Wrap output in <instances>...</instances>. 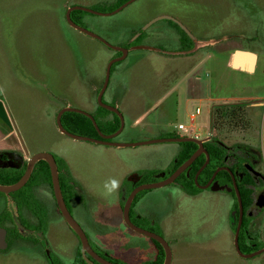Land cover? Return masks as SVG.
Instances as JSON below:
<instances>
[{
    "label": "rangeland",
    "instance_id": "1",
    "mask_svg": "<svg viewBox=\"0 0 264 264\" xmlns=\"http://www.w3.org/2000/svg\"><path fill=\"white\" fill-rule=\"evenodd\" d=\"M121 2L0 0V112L13 127L22 149L31 154L51 153L59 166L60 158L63 159L75 186L88 193L86 197L79 188L74 189L76 199H71L70 203L74 219L94 248L96 242L92 233L99 226L91 219L100 208L104 212L96 218L109 223L104 227L118 220L122 222L121 227H127L117 213L118 191L108 193L106 182L115 179L120 183L125 175L148 167L168 171L180 145L165 141L117 147L74 139L60 133L56 127V112L65 106L94 115L104 126L99 112L94 110V93L103 82L108 61L121 56L98 39L72 28L65 17L66 7L80 5L104 13L113 11ZM161 16H171L181 23L180 27L192 31L197 48L176 52L180 46L179 34L169 26L168 18H160L143 29L151 19ZM70 17L109 44L129 47L127 55L112 64L103 94L106 104L119 103L116 107L125 123L113 141L133 143L160 138L158 136L164 138L169 135L163 132V127L170 135L177 132L180 136H203L211 131L227 144L246 145L259 151V169L264 175V0H135L115 14H77L73 10ZM203 44L205 46L198 49ZM237 48L257 53L254 72L235 70L228 65ZM260 100L262 105H258ZM237 101L250 104L244 107L245 116L241 120L229 119L231 123H227L228 120L223 122L212 116V105ZM152 105L154 107L148 109ZM137 116H141L140 123L129 128L130 120ZM179 123L185 129H179ZM85 134L93 135L94 131ZM43 168L49 183V172L45 165ZM68 174L61 176V184L62 194L69 204ZM37 176L34 172L29 183L36 181ZM4 183L5 179H0V184ZM28 185L11 194L0 192V210L19 229L24 220L17 218V198L14 197L29 202L32 209L40 213L41 225L48 224L51 239L56 240L54 246H49L47 240L43 246L51 255V263H71L79 254L75 234L58 219L51 195L39 204L24 198ZM174 190L172 183L145 190L146 194L142 191L133 207L140 199L139 202L130 212L135 225L157 230L158 223L150 225L143 215L152 212L156 222L161 219L164 227H170L171 211L178 210L179 237L185 242L169 246L170 264H264V251L251 254L264 242H249L245 227L241 228L238 251L234 247L233 227L226 217L235 205L229 192L205 188L189 197ZM136 207L141 209V221L135 218ZM111 238L115 236L108 234L105 244L112 246ZM130 245L122 242L121 247L127 249ZM128 252L112 260L115 264H140L131 248ZM0 264H46V261L41 252L3 246L0 247Z\"/></svg>",
    "mask_w": 264,
    "mask_h": 264
},
{
    "label": "flooded vegetation",
    "instance_id": "2",
    "mask_svg": "<svg viewBox=\"0 0 264 264\" xmlns=\"http://www.w3.org/2000/svg\"><path fill=\"white\" fill-rule=\"evenodd\" d=\"M133 1H135V0H122L121 4L116 9H114L113 11L104 12L107 14H96V15L115 14V13L119 12L120 10H122L124 7H126L128 4H130ZM122 5H124V6L121 7ZM73 6H76V5H73ZM78 6H80V5H78ZM70 7H72V6H70ZM70 7H68V8L66 7V9L68 10ZM82 7H85V6H82ZM119 7H121V8L119 10H117ZM86 8H88V7H86ZM89 9H91V8H89ZM67 10H66V12H67ZM73 10L74 11L80 10V11H83V13L88 12V11L81 10V9H73ZM73 10H71L69 12V17H70L71 12ZM88 13H91V12H88ZM99 13H102V12H99ZM80 14H82V13H80ZM91 14H95V13H91ZM65 17H66V13H65ZM77 17L83 18L82 15H79ZM162 18H168L170 21L169 26L174 28L177 31V33L179 34L177 39L180 43V46H179V50L176 51L177 53H179L181 51L182 52H185V51L190 52L192 50H195V48H197L196 46L194 47V42H195L194 40L196 38H195V34L192 33V31H190L189 29L187 30L185 27H184L185 29L180 27L179 24H181V23L171 16L170 17H162ZM70 19H71V17H70ZM158 19H160V18L154 17L153 19H151L149 21V23H147V25H145L143 27V29H145L147 26H149L151 23H153L154 21H156ZM74 23H76V22H74ZM72 28H74V27H72ZM179 32H181V33H179ZM82 33H84V32H82ZM199 37H200V33L198 34V38ZM93 38H95V37H93ZM96 39H98V38H96ZM98 40L101 41L100 39H98ZM101 42L104 43L103 41H101ZM105 42H107V41L105 40ZM104 44L107 47L116 50L117 53L118 54L120 53L121 56L123 55L122 50H120V49H124V48L116 47V46H113L109 43L108 44L111 45L112 47L108 46L106 43H104ZM203 46H205V45L203 44L201 47L199 46L198 49L199 48L202 49ZM113 47H116V48H113ZM142 47L145 48V46H142ZM117 48H120V49H117ZM148 49H149V47H148ZM124 50H125V54L123 57H125L127 55V53L129 52V47L125 48ZM117 58H119V57H117ZM122 58H120V59H122ZM112 59H116V58L114 57ZM112 59H110V60H112ZM116 61L117 60L113 61L112 64ZM107 64H106V66H107ZM112 64H111V66H112ZM111 66H110V68H111ZM105 71H106V67H105ZM104 78H105V74H104ZM104 78H103V82H104ZM103 82L98 87L96 92L94 93V95L96 97L95 98L96 99V108H94V110H95V112H99V119L103 123L104 126H101L99 124V122L97 121V119L95 118L94 115L84 111L93 117V119L95 120V122L98 126L99 131L96 130L91 119L88 116H86L83 113H80V114L85 115L86 117H88L90 119V121L94 127V134L93 135L92 134H78V135H83V136L87 135L88 137H91V138L115 142V141H113L114 137L117 136L122 131L123 127L125 126V123L123 121L122 113L116 107V106H119V103L117 101H114L117 103L114 105H109L103 101V94L106 90L108 82H107V85H106V87L102 93L101 101L103 104L111 106V107L115 108L117 111H112L106 107L101 106L98 103L97 97H98V93H99L100 89L102 88ZM257 102H259L258 105L263 104L262 100L257 101ZM231 103H244V101H239V102L237 101V102H231ZM153 105L150 106L148 109H152L154 107ZM247 105H250V104H245V107H247ZM65 107H70V106H65ZM65 107H63V108H65ZM63 108H61V109H63ZM211 108H213V107H211ZM211 111H212V109H211ZM58 112H56V115ZM65 112H74V111H64V112H62V114ZM76 113H79V112H76ZM62 114H61V116H62ZM119 114L122 118V127L121 128H120L121 119L119 117ZM56 115H55V124H56ZM140 118H141V116H137V118H135L133 121L130 120L128 127L129 128H135V125L137 123H140ZM60 120H61V117H60ZM105 126L107 127L106 130L103 129V127H105ZM56 127H57V124H56ZM119 128H120V131L109 139H105V138L100 136V134H103V135L113 134V133L117 132ZM57 129H58V127H57ZM95 130L97 131V133ZM67 131H69V130H67ZM163 132L167 133L169 135V136H165L164 138L186 137V136H180V134H178L177 132L170 135V132H168V129L166 127H163ZM71 133H73V132H71ZM74 134H77V133H74ZM189 136L195 137L197 139H201V145H199L195 141H170V142H178L180 145H179L177 152L174 155V158L172 159L173 166L168 171H165V169H159V168L157 169V168L148 167V168H144V169L139 170V171L131 172L127 176L125 175L120 180V183H119L120 186H119V190H118L119 195H117L118 199L120 198L119 199V212L118 213H119V218L120 217L122 218L123 223L127 227H124V226L121 227L120 224L122 222L120 220H118L116 224H112L110 227H104V226L108 225L109 223L105 222L103 219H97L96 218L98 216H101L100 213L104 212V210L102 208H100L99 211L94 212V213H98L97 216L93 215L92 219H91L94 224L99 226L97 231L92 233L94 242H96V245H95L96 248H94L91 245V243H90L91 240H89L85 231L82 229L80 224L74 219L79 224L82 231L84 232L86 240H87V244L89 246V251L87 249L84 250V254H82V250H81L82 245H81V241H80L78 235L74 232V230L65 221V219L63 218V216H62V214L58 208V205L56 203V199H55L54 193H53L52 182H51L52 181L51 180V173H50L48 163L43 159L37 160L33 163L27 180L19 189L28 185L30 177L34 172L38 176H40L39 178L37 176L36 181L29 183L27 190L24 192V198L35 200L38 204L48 200L49 195H51L50 200L54 199L55 206H56V209H57V212L59 215L58 219L64 221V223L68 226V228L75 234L76 239H77L76 250L79 252V254L78 255L76 254V256L74 257V260L71 263H65V264H91L90 262H92L93 264H106L105 262L115 264L112 259L115 256L116 257L126 256V253H129L128 252L129 248H131V252L133 251V254H136V256L138 257V263H140V264H143V263L144 264H148V263L162 264L164 261V258H165L164 248H163L162 244L156 238L151 236V234H155V235H158L159 237H161L168 244V246L179 245V244H182L183 242H185L184 239L179 237V232H180L179 228L180 227H179V224L177 221L180 220V216H179L178 210H176V208H173V210L171 211L170 227H164V224H163L161 219H160V222L159 221L156 222V218L154 217L152 212H150V213L148 212V214L143 215L145 217V221L149 222L150 225L158 223L157 230L153 229L152 227H139V226L135 225L130 219V212L132 210L133 203L135 202L136 197L142 191L145 192L144 194H146L147 191H145V190L163 187V186H166V185H169L172 183H174V185L176 187V190H174V192H177V190H179V191H182L183 194H185L189 197H194V196L198 195L199 189H205V188L210 189L212 191L222 190V191L229 192L234 198L235 205H233L232 210L230 209L227 212L226 217L229 220L231 227H233L234 233H235L236 227H239L238 240L240 238L241 228L245 227V229L248 232L247 240L249 242H250V240L251 241L257 240L260 242H264V175L259 169L260 164H261V155H260L259 151H257L253 147H249L246 145L227 144L224 141L215 137L214 134L212 135L211 131L207 132L203 136L192 135V134ZM158 137H160V138H156V139H163V137H161V136H158ZM150 140H155V139H147V140H143L140 142L150 141ZM91 142H94V141H91ZM156 142H165V141H154V142L140 143L137 145L156 143ZM94 143H96V142H94ZM119 143H122V142H119ZM133 143H136V142H133ZM97 144H99V143H97ZM100 144L112 145V144H107V143L106 144L100 143ZM19 145H20V143H19ZM137 145H129V146H137ZM113 146H117V145H113ZM199 146H200V152L193 159V161L190 164H188L187 166L183 167L171 181L166 182L170 178V176H172L183 165V163H185V161H187V159L191 156V154H193L196 150L199 149ZM117 147H126V146H117ZM209 150H211L212 152L215 153L214 159L211 156V154H209ZM221 151H223V153ZM206 153L208 155V161L207 162H206V159H207ZM34 154L27 152L26 149H22L21 145L17 149L15 147L14 148H12V147L0 148V179H5L6 181H7V178H9V177L14 179V181H7V182L5 181L4 185H8V184H12V183L16 182L24 174V172L27 168L28 162H29L30 158L32 157V155H34ZM215 158H217V159H215ZM54 159H55V157H54ZM43 161L46 163V165ZM60 161H61V166L58 165L57 160L55 159L57 172H58V178H59V186H60L61 193H62L61 176L64 177L65 175L68 174L69 171H67L68 167L65 164L64 160L60 158ZM205 162H206V164H205ZM43 165L46 166V168L49 172V181H50L49 183H50V185L47 181L46 175L43 173V169H44ZM164 167H166V166H164ZM68 175H69V179H67V182L66 181L65 182L69 186L68 187L66 185L67 191H68L69 196H70V198L68 199L69 204L66 202L63 194H62V196H63V200H64V203L66 205L67 210L69 211V213L73 217L72 210H71L73 204L70 202H71V199L72 200L76 199V193L77 192L74 191V189H76L77 187L74 184V180H73V177L71 176V174H68ZM3 177H5V178H3ZM147 177H150V178L147 179ZM195 184H196V186H195ZM234 184L237 186L238 190L239 189L241 190V194H240V190H239L241 209H239V202H238L237 194H236L235 189H234ZM124 185H128V187L125 188ZM146 185H152V186L151 187H145ZM19 189H17V190H19ZM17 190L9 192V193H4L1 191L0 192L3 194H11V193L16 192ZM80 190L87 197L88 193L84 192V190H82V189H80ZM133 191H135V193L132 197V200H131L129 208H128V218H129V221L131 224H127L125 222V219H124L123 208H124V204H125L127 197ZM171 194L172 193L169 192V195H171ZM14 198L15 199L17 198L15 200L16 209H17V218L18 217L21 219L23 218L24 224L22 227H18L19 229H17L16 223H14L13 220H7L6 217L3 215L2 210H0V247L2 248L4 246L5 249L14 248V250L15 249L18 250L21 248H27L29 251H31V253H35V252L40 253L41 252L44 260L46 261V264H53V263H51L52 258H51L50 253L48 251H45V248L43 247V246H46L45 240H47V244H49V246H54L52 244H54L56 242V240L51 239L52 236H51V231L49 230L48 224H45V226L41 225L40 219H39L41 217L40 213L38 214V212H36L34 209H32L33 206L30 205L29 202L24 203L20 197L15 196ZM139 200L136 201L135 205L139 202ZM135 205H134V207H135ZM175 207H178V204H176ZM136 208H137V210L134 211L135 218L138 219L139 221H141L143 218L142 213H141V209H140V207H136ZM220 222H221V220H220ZM214 223H216V219H215ZM91 226L95 227V225H93V224ZM113 226H116V227H113ZM234 233H233V243H234ZM108 234L115 236V238H113V239L111 238V240H110V242L113 243L112 246L105 244V242H107V241H104V240H106V237ZM116 237H117V239H116ZM122 242L123 243H130L131 245L127 249H124L121 247ZM169 249H170V247H169ZM260 250L264 251V244L262 245V247L260 249L256 250L255 252H258ZM262 251H260V252H262ZM255 252H253V253H255ZM256 254H258V253H256ZM160 258H162L161 262H160ZM59 264H62V263H59ZM169 264H170V262H169Z\"/></svg>",
    "mask_w": 264,
    "mask_h": 264
},
{
    "label": "water",
    "instance_id": "3",
    "mask_svg": "<svg viewBox=\"0 0 264 264\" xmlns=\"http://www.w3.org/2000/svg\"><path fill=\"white\" fill-rule=\"evenodd\" d=\"M124 5H122L121 7H123ZM121 7H119L117 10H119ZM73 9H81V10H85V11H88V12H91V13H95V14H107V13H99V12L94 11L92 9L76 5V6L70 7L67 10L66 19H67L68 23L72 27H74L75 29H77V30H79L81 32H84L85 34L90 35L92 37L98 38L101 41H103L104 43H106L108 46H111L107 42H105V40H103L97 34L91 32L89 30H86L85 28H83V27L77 25L76 23H74L69 17V12L71 10H73ZM157 18H162V16L161 17H157ZM113 48H116V47H113ZM117 49H120V48H117ZM120 50H122L123 55L121 57H119V58L110 60L108 62V64H107V66H106L104 82H103L102 88L100 89V91L98 93V97H97L98 98L97 99L98 103L101 106L106 107V108H108V109H110L112 111H117V110L115 108L111 107V106L103 104L102 101H101V96H102V93H103V91H104V89H105V87L107 85L108 79H109L110 66H111L112 62L122 58L124 56V54H125V50L124 49H120ZM256 62H257V53H255L253 50L244 49V48H237V49L233 50V52L231 54L229 66L232 69H235V70H241V71H245L247 73H252L255 70ZM64 111H74V112L83 113V114H85L86 116H88L91 119V121H92V123H93V125H94V127L96 128L97 131H99L98 126H97L95 120L93 119V117L90 114H88V113H86V112H84V111H82L80 109H76V108H72V107H65V108L61 109L56 115V124H57L58 130L61 133L65 134V135H67V136H69L71 138L78 139V140H89V141H94L96 143H105V144L107 143V144H112V145H117V146L137 145V144H140V143H147V142H154V141H195L199 145H201V139H197V138L192 137V136L163 138V139H155V140L144 141V142H136V143H123V142L119 143V142H112V141H107V140H99V139L91 138V137H88V136L78 135V134H74V133H71V132L67 131L63 127V125L61 124L60 117H61L62 112H64ZM119 117L121 119V125H120V128H121L122 127V118H121L120 114H119ZM120 128L118 129L117 132H115L113 134H109V135L100 134V136L105 138V139H109L112 136H114L115 134H117L120 131ZM199 152H200V146H199V149L196 150L193 154H191V156L187 159V161H185V163H183V165L172 176H170V178L166 182L171 181L183 167H185L188 164H190L193 161V159L199 154ZM206 156H207V159H206V162H207L208 161L207 153H206ZM40 159H43V160H45L48 163V166H49V169H50V173H51V180H52L51 182H52V188H53L54 197L56 199V203H57L58 208H59L63 218L65 219V221L74 230V232L78 235V237H79V239L81 241V245H82V247H81L82 254H84V250L87 249L89 251V246L87 244V240H86L84 232L82 231V229L80 228L79 224L74 220V218L72 217V215L69 213V211L66 208V205L64 203L63 196H62V193H61V189H60V186H59V178H58L56 162H55V159H54V157H53V155L51 153L38 152V153H35L34 155H32V157L30 158V160L28 162V165H27V168H26L24 174L16 182H14L12 184H8V185L0 184V191L4 192V193H9V192H12V191H15V190L19 189L25 183V181L27 180L33 163L35 161H37V160H40ZM206 162H205V164H206ZM151 186L152 185H146L145 187H151ZM234 189H235V192H236L237 197H238L239 209H241L239 190H238V188H237V186L235 184H234ZM134 193H135V191H133L127 197V199L125 201V204H124V208H123V215H124L125 222L127 224H131L130 221H129V218H128V208H129V205H130V202L132 200V197H133ZM238 233H239V227H236L235 233H234V246H235L237 251H238ZM151 236L156 238L162 244V246L164 248L165 258H164V261H163L162 264H169L170 258H171V253H170V249H169L168 244L161 237H159L158 235L151 234ZM260 251H262V250H260ZM260 251L252 253V254L259 253ZM90 263L93 264L92 262H90ZM105 263L106 264H111V263H108V262H105Z\"/></svg>",
    "mask_w": 264,
    "mask_h": 264
},
{
    "label": "trees",
    "instance_id": "4",
    "mask_svg": "<svg viewBox=\"0 0 264 264\" xmlns=\"http://www.w3.org/2000/svg\"><path fill=\"white\" fill-rule=\"evenodd\" d=\"M75 12H77V14L83 13V11H80V10H75ZM77 16H79V15H77ZM245 104L246 103L244 102V103H229V104L213 105L212 106L213 108H211L212 109L211 113H213L212 116L214 118L216 117L218 119H222L223 122H226L227 120L229 121V119L241 120V118L245 116V111H243ZM61 123L63 124V127L65 129L69 130L70 132L77 133V134H85L86 131H91V130L94 131V127H93L90 119L88 117H86L85 115H82V114L76 113V112H65V113H63L61 116ZM227 123H231V122L229 121ZM246 123H247V125L249 124V122H246ZM221 152L223 153V151H221ZM209 154H211V156L214 159L215 153L212 152L211 150H209ZM215 159H217V158H215ZM45 165H46V163H45ZM3 178H5V177H3ZM7 181H14V179L9 177V178H7ZM240 194H241V190H240ZM161 259L162 258H160V262H161Z\"/></svg>",
    "mask_w": 264,
    "mask_h": 264
},
{
    "label": "crops",
    "instance_id": "5",
    "mask_svg": "<svg viewBox=\"0 0 264 264\" xmlns=\"http://www.w3.org/2000/svg\"><path fill=\"white\" fill-rule=\"evenodd\" d=\"M229 63H230V59L228 60V65ZM2 116H4V114L0 112V148H4V147L14 148L15 147L17 149L19 148L20 145H19V141L16 139V134L14 132V129L11 126L10 122L8 121L7 117L5 116V118H3ZM193 118H194V115L191 114L190 120L193 121ZM117 204H119V201L117 202ZM118 212H119V209L117 213Z\"/></svg>",
    "mask_w": 264,
    "mask_h": 264
},
{
    "label": "clouds",
    "instance_id": "6",
    "mask_svg": "<svg viewBox=\"0 0 264 264\" xmlns=\"http://www.w3.org/2000/svg\"><path fill=\"white\" fill-rule=\"evenodd\" d=\"M119 181L112 179L105 184V188L107 189L108 193L114 194L119 190Z\"/></svg>",
    "mask_w": 264,
    "mask_h": 264
},
{
    "label": "built area",
    "instance_id": "7",
    "mask_svg": "<svg viewBox=\"0 0 264 264\" xmlns=\"http://www.w3.org/2000/svg\"><path fill=\"white\" fill-rule=\"evenodd\" d=\"M196 111L198 112V109H196ZM178 128L179 129H185V127L182 124H178Z\"/></svg>",
    "mask_w": 264,
    "mask_h": 264
}]
</instances>
